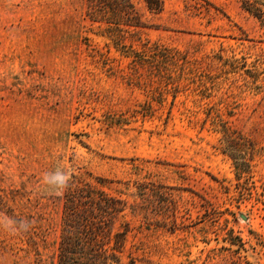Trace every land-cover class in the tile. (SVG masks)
<instances>
[{
    "label": "rangeland",
    "instance_id": "obj_1",
    "mask_svg": "<svg viewBox=\"0 0 264 264\" xmlns=\"http://www.w3.org/2000/svg\"><path fill=\"white\" fill-rule=\"evenodd\" d=\"M130 2L122 49L176 63L133 61L91 0H0V264L55 263L61 174L136 208L120 264H264V0Z\"/></svg>",
    "mask_w": 264,
    "mask_h": 264
},
{
    "label": "trees",
    "instance_id": "obj_2",
    "mask_svg": "<svg viewBox=\"0 0 264 264\" xmlns=\"http://www.w3.org/2000/svg\"><path fill=\"white\" fill-rule=\"evenodd\" d=\"M144 1L150 10L158 12L162 9L163 0ZM252 8L261 13L259 8ZM90 18L107 24L106 28L113 34L114 44L124 54L130 55L129 52H133L122 49L125 46L117 42L125 37V30L121 27L119 18L124 19L127 25L139 23L133 15L130 0H91ZM144 48L143 53L133 52L136 57L133 61L159 66L169 62L176 63L179 57L176 51L157 44H144ZM219 124L223 131V150L233 158L240 159L237 168L243 171L249 163L240 148L242 137H232L228 127L224 123ZM127 208L136 212L134 205H130L125 198L107 191L103 179L73 176L63 194L60 234L54 264H120L133 230L131 222L125 219ZM129 256V264H135L134 257Z\"/></svg>",
    "mask_w": 264,
    "mask_h": 264
},
{
    "label": "clouds",
    "instance_id": "obj_3",
    "mask_svg": "<svg viewBox=\"0 0 264 264\" xmlns=\"http://www.w3.org/2000/svg\"><path fill=\"white\" fill-rule=\"evenodd\" d=\"M57 179L59 180L62 187H66L67 182H68V176L66 174H61L60 176L57 177ZM15 223H16L15 221L9 222L10 226L14 225ZM25 225H26V222H20L19 227L21 229H26ZM13 230H15V229H13Z\"/></svg>",
    "mask_w": 264,
    "mask_h": 264
}]
</instances>
